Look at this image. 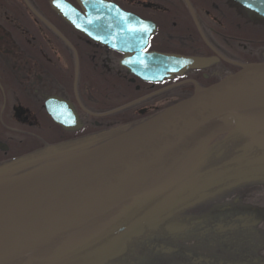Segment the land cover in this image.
<instances>
[{
    "label": "flooded vegetation",
    "instance_id": "af4514ba",
    "mask_svg": "<svg viewBox=\"0 0 264 264\" xmlns=\"http://www.w3.org/2000/svg\"><path fill=\"white\" fill-rule=\"evenodd\" d=\"M66 1L86 27L88 10L108 4L142 25L100 41L49 0H0V179L72 157L264 61V0ZM108 44H145L147 69L146 54L202 64L140 75L124 64L135 49ZM247 140L218 134L146 203L46 264H264V149Z\"/></svg>",
    "mask_w": 264,
    "mask_h": 264
},
{
    "label": "water",
    "instance_id": "95a60500",
    "mask_svg": "<svg viewBox=\"0 0 264 264\" xmlns=\"http://www.w3.org/2000/svg\"><path fill=\"white\" fill-rule=\"evenodd\" d=\"M49 5L72 27L100 41L120 43L123 34L138 28L132 24L142 25L110 4L88 10L87 27L65 0H49ZM108 45L125 53L135 49L139 58H126L124 64L140 75L162 78L202 64L194 57L157 53L146 54L155 66L147 69L141 64L145 44ZM221 133L240 135L248 146L264 149V61L243 64L219 82L197 87L150 119L72 157L0 179V264H46L72 253L146 203Z\"/></svg>",
    "mask_w": 264,
    "mask_h": 264
},
{
    "label": "bare ground",
    "instance_id": "6f19581e",
    "mask_svg": "<svg viewBox=\"0 0 264 264\" xmlns=\"http://www.w3.org/2000/svg\"><path fill=\"white\" fill-rule=\"evenodd\" d=\"M192 95V94H191ZM116 135H118V134H116ZM231 143L230 144H228L225 148H224V150H226V152L227 153H229L230 152V150H231Z\"/></svg>",
    "mask_w": 264,
    "mask_h": 264
}]
</instances>
